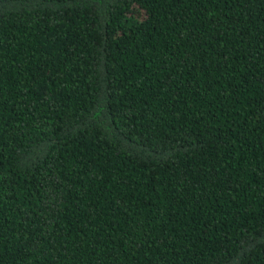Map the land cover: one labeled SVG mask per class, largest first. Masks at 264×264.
<instances>
[{"label": "trees", "instance_id": "trees-1", "mask_svg": "<svg viewBox=\"0 0 264 264\" xmlns=\"http://www.w3.org/2000/svg\"><path fill=\"white\" fill-rule=\"evenodd\" d=\"M0 264H264V0H0Z\"/></svg>", "mask_w": 264, "mask_h": 264}]
</instances>
